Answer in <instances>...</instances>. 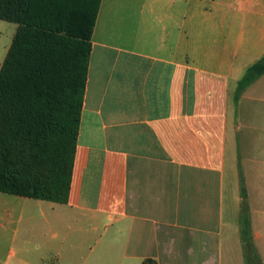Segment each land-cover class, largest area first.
I'll return each mask as SVG.
<instances>
[{
	"label": "crops",
	"instance_id": "crops-1",
	"mask_svg": "<svg viewBox=\"0 0 264 264\" xmlns=\"http://www.w3.org/2000/svg\"><path fill=\"white\" fill-rule=\"evenodd\" d=\"M91 42L68 202L0 193V264H245L244 202L264 264V0H101Z\"/></svg>",
	"mask_w": 264,
	"mask_h": 264
},
{
	"label": "trees",
	"instance_id": "trees-1",
	"mask_svg": "<svg viewBox=\"0 0 264 264\" xmlns=\"http://www.w3.org/2000/svg\"><path fill=\"white\" fill-rule=\"evenodd\" d=\"M100 2L0 0L18 26L0 69V193L67 204ZM263 74L264 56L240 88ZM244 226L245 264H262Z\"/></svg>",
	"mask_w": 264,
	"mask_h": 264
},
{
	"label": "rangeland",
	"instance_id": "rangeland-1",
	"mask_svg": "<svg viewBox=\"0 0 264 264\" xmlns=\"http://www.w3.org/2000/svg\"><path fill=\"white\" fill-rule=\"evenodd\" d=\"M15 29H16V25L14 23H9V22L0 20V69H1L3 62L7 56V53L10 49V46L12 43L11 39L14 35ZM237 169H238L237 170V176L241 180L242 175H241L240 163L237 165ZM248 215H249V209H248L247 203H246V210L243 209V204H242L241 205V214H240L241 233L243 232V229L245 227L244 226V218H246Z\"/></svg>",
	"mask_w": 264,
	"mask_h": 264
}]
</instances>
